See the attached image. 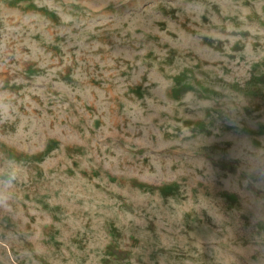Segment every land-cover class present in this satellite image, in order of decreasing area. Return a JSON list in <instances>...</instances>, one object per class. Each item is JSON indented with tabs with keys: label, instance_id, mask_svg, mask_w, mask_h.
<instances>
[{
	"label": "rangeland",
	"instance_id": "obj_1",
	"mask_svg": "<svg viewBox=\"0 0 264 264\" xmlns=\"http://www.w3.org/2000/svg\"><path fill=\"white\" fill-rule=\"evenodd\" d=\"M0 264H264V0H0Z\"/></svg>",
	"mask_w": 264,
	"mask_h": 264
},
{
	"label": "clouds",
	"instance_id": "obj_2",
	"mask_svg": "<svg viewBox=\"0 0 264 264\" xmlns=\"http://www.w3.org/2000/svg\"><path fill=\"white\" fill-rule=\"evenodd\" d=\"M9 161L8 170L0 171V209L7 210L14 199L17 183L21 179V162L12 157H5Z\"/></svg>",
	"mask_w": 264,
	"mask_h": 264
}]
</instances>
